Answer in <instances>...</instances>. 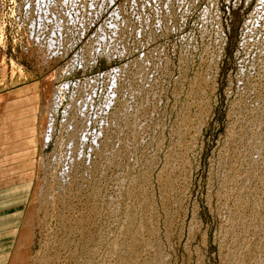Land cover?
<instances>
[{"label": "rangeland", "instance_id": "obj_1", "mask_svg": "<svg viewBox=\"0 0 264 264\" xmlns=\"http://www.w3.org/2000/svg\"><path fill=\"white\" fill-rule=\"evenodd\" d=\"M45 1L31 6L24 23L21 0H0V199L14 198L0 207L3 263L14 261L29 212L25 264H264V0H114L121 12L147 19L152 36L124 38L119 60L108 57L115 46L105 41L97 66L87 44L79 62L85 72L71 77L72 40L57 9L64 0ZM107 1L97 0L101 23ZM162 15L169 18L151 21ZM49 18L53 28L43 36ZM39 53L53 64L42 65ZM116 64L143 71L124 74L119 94L118 72L107 75L101 91L98 72ZM84 76L95 81L96 104L92 87L74 80ZM60 87L55 107L44 110L42 91ZM47 114L55 124L41 151L38 124ZM41 178L49 187L39 212L31 199ZM49 233L55 243H45Z\"/></svg>", "mask_w": 264, "mask_h": 264}, {"label": "built area", "instance_id": "obj_2", "mask_svg": "<svg viewBox=\"0 0 264 264\" xmlns=\"http://www.w3.org/2000/svg\"><path fill=\"white\" fill-rule=\"evenodd\" d=\"M109 1L112 2L111 4L112 6L109 11L108 21L105 23L104 22L101 23L100 21L101 14L98 12H99L100 7H102V5L97 4V0L93 3L92 6H89V0H76L75 5H72L70 3V0H64V3H63L64 7L58 8L56 6L62 17V19L60 20L61 25H63L65 28H68L69 29L68 33H70L71 36L73 35L72 37L74 38V40H72V43L68 44V51L66 52V56H65L66 59H69V61L67 62V67H70V70H69L70 73L67 74V76L69 75L71 77L77 71H80L81 73L85 72L80 68L79 62L80 60L81 61L83 60L81 58L82 56H84L82 52H83V48L87 44L91 45L90 47L92 51H91L90 56H93V59H94L93 65L97 66L100 60H102L103 55H104L102 53L103 51L102 49H105V48L102 47V44L105 41L111 44H114L115 46V49L112 48V50H110V52L107 54L108 57L119 60L124 57L123 55L124 54L123 52L125 49L124 41H123L124 38L131 39V40H137V39H144L149 36H152L153 26L150 27L149 25H147L146 23L147 19L145 18L140 19L139 13L135 14L133 12H126L125 14L119 10L121 7V4L119 3L113 4L114 0H109ZM167 1L168 0H165L166 3ZM21 2L23 3V6L21 7L22 19L24 23H27L28 20L30 21L31 17L34 16V9H31V6L35 4L37 0H25V1L21 0ZM47 2H48L47 0L44 2L46 7H47ZM158 3H160V0H158ZM41 4L42 3H40V5ZM15 7L16 6H14V9H13L14 15H15L14 17L15 27L16 26L21 27L22 25L19 22V17L17 13L15 12ZM81 17H84V19H82V22L79 21ZM167 18L169 17L162 15L161 17H158V19H151V21L157 24L161 20L164 22L165 20H167ZM115 22L118 27L114 28L112 27L111 24ZM46 24H47L46 26L49 32L50 28L53 25V20L46 21ZM29 25L27 24V26ZM37 28L38 27H36L35 29ZM47 29L42 31V34L44 33L43 36L46 34ZM125 29L128 30V34L126 36L124 35ZM60 30H61L60 35L64 36L65 35L64 29L60 28ZM101 34L102 35L105 34V36L100 39L98 36H100ZM57 35H58V32L55 33L56 38L60 36L59 35L57 37ZM144 35L145 37H143ZM90 39H94L95 43L92 44L91 42H89ZM124 65L125 64H118V65L116 64V66H113L111 68L104 69L98 72V76H97L98 78L105 77L104 81L103 80L100 81L101 91L105 89V84L107 83V75L116 74L118 72L117 74L118 77L114 80L115 84H117L115 91L118 94L121 88V78L123 77L124 74H127L129 71L130 72L133 71L136 77L141 76L140 74L142 73L143 70L138 72V70L136 69L134 70L133 68H130V67L127 69V67H125ZM74 80L75 81H85L87 82L89 86L92 87L93 92L91 89L90 96H91L92 102L96 104L97 102H95L93 99V94L95 93L94 90L96 88L95 81L92 79L87 80L85 76L83 78H75ZM74 80L73 81L69 80V81L74 82ZM150 86H153V84H151ZM150 86H149V90L151 91ZM103 96L100 97L101 100H103L102 99ZM150 97L153 98L151 94H150ZM114 104L116 105L115 107H117V105L119 104L118 98L116 101H114ZM94 108H95L94 106L90 107L88 109V112L90 111L91 113L94 110Z\"/></svg>", "mask_w": 264, "mask_h": 264}, {"label": "bare ground", "instance_id": "obj_3", "mask_svg": "<svg viewBox=\"0 0 264 264\" xmlns=\"http://www.w3.org/2000/svg\"><path fill=\"white\" fill-rule=\"evenodd\" d=\"M90 2H92V4L91 5H89V6H92L93 5V0H90ZM39 4V3H38ZM73 5V4H72ZM33 7H34V5H33ZM48 9V8H47ZM53 9V8H52ZM37 10V9H36ZM54 10V9H53ZM57 10V9H56ZM49 12V11H48ZM52 12V11H51ZM91 14V13H90ZM41 16V15H40ZM47 17V16H46ZM42 18V17H41ZM32 19V18H31ZM50 19V18H49ZM56 19V18H55ZM82 19H84V17H81L80 19H79V21L80 22H82ZM50 21H51V19H50ZM44 22V21H43ZM56 22H57V20H56ZM60 26H62V25H60ZM56 27V26H55ZM53 28V27H52ZM48 31V30H47ZM68 31H69V29L68 28H66V32H67V34H68V37H69V39H68V41L69 40H73L74 38L71 36V34L70 33H68ZM49 33V32H48ZM34 34V33H33ZM55 34V33H54ZM55 36V35H54ZM38 37H40V36H38ZM62 37V36H61ZM66 37V36H65ZM33 38V37H32ZM44 38V37H43ZM46 38V37H45ZM49 38V37H48ZM56 39V38H55ZM52 40V39H51ZM41 42V41H40ZM56 43V42H55ZM41 44V43H40ZM45 45V44H44ZM62 45V44H61ZM44 49V48H43ZM43 51V50H42ZM38 52V51H37ZM49 53V52H48ZM40 55V53L37 55V57L36 58H39V61L42 63V65H52L53 63H51V59L50 58H46V57H43V56H39ZM49 55H50V53H49ZM48 55V56H49ZM61 56V55H60ZM54 58V57H53ZM39 62V63H40ZM44 67V66H43ZM60 67V66H59ZM39 69V68H38ZM46 69H48V68H46ZM63 69V68H62ZM52 70V69H51ZM61 70V69H60ZM64 72H66V71H64ZM56 73V72H55ZM65 76V75H64ZM56 76H55V74H53L52 76H51V78L53 79H56L55 78ZM67 78V77H66ZM46 79H44V80H42V82H41V86L42 85H44L45 83H46ZM54 81V80H53ZM55 82H56V80H55ZM60 84H62V83H60ZM69 84V83H68ZM47 87V86H46ZM53 88V87H52ZM56 88V87H55ZM58 88V87H57ZM54 89V88H53ZM64 89H65V87H60L59 89H56L57 91H56V94H52V93H50L49 91H42V95H41V100L43 101V107H44V110H47V108L48 109H51V108H53V107H55L54 106V104H55V102H56V97L58 96V93H63L64 92ZM52 94V95H51ZM74 96V95H73ZM59 99V98H58ZM86 100V99H85ZM60 101H61V99H60ZM66 102V101H65ZM88 102V101H87ZM51 104H53V106L51 105ZM75 104V103H74ZM88 104V103H87ZM71 105H72V103H71ZM70 105V106H71ZM81 105V104H80ZM82 106V105H81ZM75 107V106H74ZM78 107V106H77ZM58 109V108H57ZM75 109V108H74ZM80 109V108H79ZM78 109V110H79ZM65 110V109H64ZM77 110V109H76ZM117 110V109H116ZM51 111V110H50ZM70 111H72L71 109H70ZM69 110H68V112H70ZM86 111V110H85ZM67 112V113H68ZM75 112H77V111H74V113H72V116L73 117H75V119H76V116H74V114H75ZM79 112V111H78ZM50 113V112H49ZM81 113V112H80ZM77 115V114H76ZM83 116V115H82ZM85 116V115H84ZM41 117H43V119L42 120H40L39 121V124H38V130H39V144L41 145L40 146V150L42 151L43 149H44V147L47 145L46 143L48 142V140L50 139V136H49V132H52V127L54 126V117H53V115H51V114H47V115H41ZM56 118V117H55ZM67 118V117H66ZM69 118V117H68ZM70 119V118H69ZM189 120V119H188ZM65 121V120H64ZM75 120H73V122H74ZM84 121V120H83ZM67 122V121H66ZM70 122V121H69ZM78 122V121H77ZM85 122V121H84ZM87 122V121H86ZM182 122V121H181ZM74 123H76V121L74 122ZM85 124V123H84ZM83 124V125H84ZM64 125H66V124H64ZM68 125H70V123L68 124ZM81 125H82V123H81ZM67 126V125H66ZM73 126V125H72ZM71 126V127H72ZM76 126V125H75ZM82 127H86V126H82ZM74 128V127H73ZM62 129V128H61ZM65 129V128H64ZM82 129V128H81ZM81 129H80V131H81ZM84 129V128H83ZM82 129V130H83ZM88 129V128H87ZM86 129V130H87ZM71 130V129H70ZM76 130H78V129H76ZM61 131V130H60ZM79 130H78V132H80ZM84 131H85V129L82 131V132H80V133H84ZM88 132V131H87ZM92 132V131H91ZM74 133H76L77 134V131L75 132L74 131ZM80 133H79V135H80ZM86 133V132H85ZM69 134V133H68ZM53 135V134H52ZM78 135V136H79ZM86 135V134H85ZM84 135V137H86ZM61 136V135H60ZM68 136V135H67ZM67 136H65V137H67ZM72 136H73V134H72ZM72 136H70L71 138H72ZM80 137V136H79ZM74 138H76V137H74ZM63 139H64V136H63ZM79 139V138H78ZM59 140L60 141H62V139H61V137H59ZM68 141V140H67ZM70 141V140H69ZM83 142V141H82ZM57 143H58V141H57ZM66 143V142H65ZM64 143V144H65ZM71 143H74V142H72L71 141ZM70 142H68V149H69V146H70V144H71ZM75 143H77V140H76V142ZM74 143V144H75ZM84 144V143H83ZM61 146V145H60ZM66 146V145H65ZM76 146V145H75ZM84 146V145H83ZM57 148V147H56ZM62 149H63V147H62ZM70 149H71V147H70ZM73 149H74V147H73ZM75 149H76V147H75ZM82 149V148H81ZM92 150V149H91ZM56 151V150H55ZM65 151H66V149H65ZM72 151V150H71ZM75 151V150H74ZM63 152V151H62ZM69 152H70V150H69ZM82 152V151H81ZM76 153V152H75ZM80 153V152H79ZM57 154V153H56ZM70 154V153H69ZM68 154V155H69ZM73 154V153H72ZM71 154V155H72ZM111 154V153H110ZM114 154V153H113ZM58 161L60 160L61 162H62V165H63V162H65V154L64 155H62V153L61 152H59L58 151ZM71 155H69V157L71 158ZM56 156V155H55ZM72 158H73V156H72ZM69 159V158H68ZM75 159V158H74ZM109 161V160H108ZM58 163V162H57ZM107 163V162H106ZM45 165V164H44ZM54 165V164H53ZM67 166V165H66ZM45 167H47V166H45ZM44 167V168H45ZM43 168V167H42ZM58 168V167H57ZM70 170V169H69ZM69 170H66V172L69 174V176H70V173H71V171H69ZM66 172H64L65 174H66ZM254 174V173H253ZM43 175V174H42ZM67 175V174H66ZM65 175V176H66ZM254 176V175H253ZM68 177V176H67ZM42 179V178H41ZM47 179V178H46ZM45 178H43L42 180H41V182H39V185H38V189H37V195L35 194L34 195V197H33V199H31V201H32V206H31V209H34L33 211H35V210H38L37 208H39V212H42V210H43V205H44V201L42 200V197H45L44 196V194L42 193L43 192V190H44V188L45 187H49L47 184V180H46ZM71 181V180H70ZM70 183V182H69ZM73 183V182H72ZM48 189V190H47ZM46 190L48 191H46V193H47V196H49L50 195V192L49 191H51V189H49V188H46ZM233 191V190H232ZM245 192V191H244ZM56 194H58V193H56ZM56 194H52L51 195V198H52V200H51V202L50 203H52V205H53V207L55 208L54 209V211L56 210V209H58V208H56L57 206H56V204H58L57 202V198H58V195H56ZM46 195V194H45ZM237 195V194H236ZM46 196V197H47ZM43 199H45V198H43ZM57 201V202H56ZM60 202V201H59ZM259 202V201H258ZM36 204H37V206H36ZM245 204V203H244ZM42 205V206H41ZM51 205V204H50ZM55 205V206H54ZM47 207V206H46ZM234 207V206H233ZM45 208V207H44ZM47 215V214H46ZM49 215H51V214H49ZM36 216V215H35ZM52 216V215H51ZM33 217L32 216H30V213L28 212V214H27V217H26V220H25V223H24V225H23V227L21 228V233H20V236H19V238H18V240H17V247L14 249L15 250V255L13 256V259H14V261L12 262V264H25V262H27V259H30L31 257H27V259H26V257H25V253L26 252H23V251H20V249H24V248H27L28 247V244H29V241H30V238H31V231H32V227H31V224L32 223H30V222H32V220L34 219H32ZM50 218V217H49ZM49 221H50V219H49ZM49 229V228H48ZM254 229V228H253ZM48 231V230H47ZM255 231V230H254ZM112 234V233H111ZM139 235V234H138ZM137 235V236H138ZM236 236V235H235ZM52 235H50V233H49V235L47 236V238H46V242L45 243H49V242H53V240H52ZM237 237V236H236ZM230 239V238H229ZM133 240V239H132ZM234 240V239H233ZM242 242V241H241ZM53 243H55V242H53ZM123 243V242H122ZM61 246V245H60ZM135 246V245H134ZM133 249V248H132ZM28 254V253H27ZM73 254V253H72ZM137 254V253H136ZM134 255V254H133ZM27 256V255H26ZM37 256V255H36ZM72 256V255H71ZM136 257V256H135ZM35 258H37V257H32V262L34 261V260H36ZM129 258V257H128ZM39 259V258H38ZM131 259V258H130ZM43 260V259H42ZM76 260V259H75ZM132 260V259H131ZM236 260V259H235ZM23 261V262H22ZM37 261V260H36ZM35 261V262H36ZM124 261V260H123ZM133 261V260H132ZM126 262H128L127 261V259H126ZM42 263V262H41ZM47 263V262H46ZM46 263H44V264H46ZM125 263V262H124ZM48 264V263H47ZM77 264V263H76ZM125 264H128V263H125ZM263 264V263H262Z\"/></svg>", "mask_w": 264, "mask_h": 264}, {"label": "crops", "instance_id": "obj_4", "mask_svg": "<svg viewBox=\"0 0 264 264\" xmlns=\"http://www.w3.org/2000/svg\"><path fill=\"white\" fill-rule=\"evenodd\" d=\"M27 91V90H26ZM28 92V91H27ZM22 93H23V91H22ZM24 96H25V94H24ZM36 97V96H35ZM24 98V97H23ZM38 98V97H37ZM37 98L35 99L36 101H37ZM33 108L31 109V110H29L28 111V116H27V118H28V121L29 122H33L34 121V115H33ZM29 112H32V115L29 113ZM33 116V117H32ZM27 122V121H26ZM28 122V123H29ZM26 130V132H25V135L23 136L24 137V139H22V141L20 142L21 144H22V149H24V147H25V150L26 149H29L31 146H30V144H28L29 143V141H30V139H29V134H30V132H31V128H30V125L28 124V126H27V129H25ZM29 147V148H28ZM28 161V160H27ZM26 161V162H27ZM24 167V166H23ZM7 189H9L8 190V192H6V193H10V194H12L13 193V190H12V188H7ZM5 193V194H6ZM11 197H13V196H11ZM11 201H14V198H6L5 200H1L0 199V207L2 206V205H6V203L7 202H11ZM1 230V229H0ZM16 230V228L15 229H13V230H11V231H13L14 233L16 232L15 231ZM8 232V231H7ZM3 234H4V232L3 231H0V238L3 236ZM18 236V235H17ZM4 255H5V249H4V246H2L1 244H0V264H4L3 263V259H4ZM11 256V255H10ZM10 258V257H9Z\"/></svg>", "mask_w": 264, "mask_h": 264}]
</instances>
